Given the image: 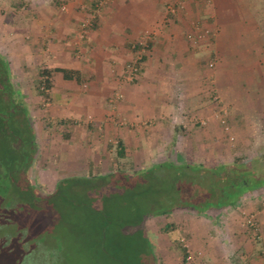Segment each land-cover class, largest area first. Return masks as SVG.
Instances as JSON below:
<instances>
[{
  "label": "rangeland",
  "instance_id": "374dc122",
  "mask_svg": "<svg viewBox=\"0 0 264 264\" xmlns=\"http://www.w3.org/2000/svg\"><path fill=\"white\" fill-rule=\"evenodd\" d=\"M18 1L0 0V52L9 61L12 82L21 94L34 128L37 152L27 180L42 200L21 205L15 224L0 226V237L23 229L29 249L24 258L26 264H163L156 243L169 238L163 228L174 220L178 229L170 231V235L178 239L187 227L189 230L204 227L206 240H221L227 248L232 242H247L255 249L257 258H264L261 224L264 190L242 195L236 206L223 209L190 213L186 208H177L168 219L164 206L172 197L174 174L162 171L163 168L142 174L143 169L161 162L213 165L231 163L237 156L252 159L264 153V56L257 58L249 50L250 43L256 40L241 39L239 51L231 55L225 51L212 55L214 49L211 51L210 45L206 46L199 61L203 86L193 87L192 91L203 95L198 106L187 111L184 119H173L172 127L143 119L135 127L140 131L136 130L140 149L128 148L126 157H119L118 138L113 135L110 138L114 146L104 157L108 158L105 165L77 167L75 161L56 159L66 155L60 150L68 144L61 140L50 111H45L52 97L50 90L47 95L39 91L44 83L39 71L54 70L60 65L51 54L53 42L72 52L75 59L83 60L91 31L98 25L97 20L111 11L114 0H74L80 18L74 25L77 29L70 36L65 33L61 39L46 19L58 16L59 10L67 12L70 0H59L62 4L57 2L60 7L54 10L56 0H21L22 5L17 7L14 3ZM205 1L213 3V0ZM84 23L88 24L87 33L81 39ZM36 27L41 28L43 35L33 32ZM197 33L196 28L189 31L188 40L212 44L214 31L205 30L201 38ZM151 40V33L142 34L139 42L131 44L132 54L124 70L118 74L121 70L115 66L116 62L112 74H122L127 82L135 81L149 54ZM28 47L33 51L30 61L25 57ZM137 54L142 56L139 71L129 81L128 65ZM218 66L221 80L215 75ZM222 90L228 103L222 97ZM112 99L116 104L122 93L115 91ZM182 101L175 102L174 107H179L176 112L182 111ZM113 123L114 127L134 128L127 118L115 116ZM174 137L178 141H173ZM137 171L140 175H136ZM176 187L182 188V184L178 181ZM201 264L210 263L203 260Z\"/></svg>",
  "mask_w": 264,
  "mask_h": 264
},
{
  "label": "crops",
  "instance_id": "0c3cea01",
  "mask_svg": "<svg viewBox=\"0 0 264 264\" xmlns=\"http://www.w3.org/2000/svg\"><path fill=\"white\" fill-rule=\"evenodd\" d=\"M57 2L62 4L56 0L53 10L60 7ZM170 5L176 6L175 12L169 11ZM112 7L106 17L97 20L83 60L75 59L60 43L53 42L50 48L59 67L77 70L82 75L78 82L65 79L61 73L53 74L49 89L52 103L45 109L50 111L51 121L54 119L57 123L61 140L68 144L60 150L66 155L56 159L75 161L77 167L105 165L108 158L104 157L114 146L110 138L113 135L124 142L126 152L128 148L140 149L137 135L140 131L135 127L143 119L172 127L173 119H184L187 111L198 106L203 95L192 91L193 87L203 86L199 61L206 46L210 45L211 51L214 49L212 55H221L223 51L231 55L239 51L241 39H255L250 43V54L257 58L264 56V0H213L211 4L205 0L184 3L180 0H114ZM76 10V1L70 0L67 12L59 10L58 16L46 19L51 30L60 34V39L65 33L70 36L76 32L74 25L80 19ZM195 28L200 38L204 37L205 30L214 31L212 44L205 40L189 41L187 33ZM35 29V34L43 35L41 28ZM145 32L151 33L152 40L139 76L127 82L122 74L113 75L112 66L117 62L115 66L121 70L118 74L124 70L132 54L131 46L139 42ZM32 54L31 48L25 49L28 61L32 60ZM215 75L218 80L222 79L219 66ZM117 90L122 93V99L113 104ZM221 93L228 103L223 90ZM175 94L179 96L172 97ZM176 101L183 102L182 111H175L179 109L174 107ZM115 116L127 118L134 128L114 127ZM173 141L178 138L174 137ZM185 220L187 225L188 218ZM177 229L178 226L171 232ZM205 234L204 227L199 230L187 227L180 239L169 232V238L156 243L162 252L163 264H200L203 260L210 264H264V258H257L249 243L232 242L227 248L221 240H206Z\"/></svg>",
  "mask_w": 264,
  "mask_h": 264
},
{
  "label": "trees",
  "instance_id": "16d2710c",
  "mask_svg": "<svg viewBox=\"0 0 264 264\" xmlns=\"http://www.w3.org/2000/svg\"><path fill=\"white\" fill-rule=\"evenodd\" d=\"M14 5L20 7L22 1ZM136 47L139 48L138 45ZM54 72L61 73L67 80H82L77 70L46 68L40 70L39 75L48 89L52 86L50 77ZM39 91L44 95L49 94L45 90ZM34 137L27 108L11 79L9 61L0 52V226L15 224L21 205L42 200L27 180L31 161L37 152ZM117 148L119 157H126L124 142L118 141ZM162 168V171L174 174L172 197L168 198L169 203L164 206L167 212H163L168 219L177 208H186L190 213L193 210L203 212L210 208L223 209L236 206L242 195L264 190V153L252 159L237 156L231 163L213 165L203 162H161L143 169L142 174ZM136 173L140 175L139 171ZM178 181L182 188H175ZM184 184L187 185L184 187ZM175 227L176 222L171 220L163 231L169 233ZM26 241L27 235L21 228L14 235L1 236L0 264H26L24 258L29 252Z\"/></svg>",
  "mask_w": 264,
  "mask_h": 264
},
{
  "label": "built area",
  "instance_id": "2783aa9c",
  "mask_svg": "<svg viewBox=\"0 0 264 264\" xmlns=\"http://www.w3.org/2000/svg\"><path fill=\"white\" fill-rule=\"evenodd\" d=\"M186 1H188V0H180V3H184ZM168 9H169L170 12H175L176 11V6L170 5V6H168ZM83 26H84L83 30L80 33V38L81 39H84L86 37V33H87V29L86 28L88 27V24L84 23ZM191 36L192 35H190V37ZM141 60H142V56L140 54H137L134 57V59L132 60V62L128 65V71H129L128 80L129 81H132L133 79H135L134 77H135V75H137V73L139 71V64H140ZM209 65L213 66V63H210ZM41 88L43 90H45L46 92L49 91V89L46 87L45 82L42 83Z\"/></svg>",
  "mask_w": 264,
  "mask_h": 264
}]
</instances>
